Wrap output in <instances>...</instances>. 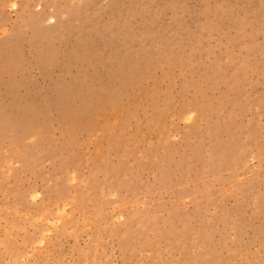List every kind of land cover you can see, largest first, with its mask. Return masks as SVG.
Wrapping results in <instances>:
<instances>
[{
	"label": "rangeland",
	"instance_id": "1",
	"mask_svg": "<svg viewBox=\"0 0 264 264\" xmlns=\"http://www.w3.org/2000/svg\"><path fill=\"white\" fill-rule=\"evenodd\" d=\"M0 264H264V0H0Z\"/></svg>",
	"mask_w": 264,
	"mask_h": 264
}]
</instances>
